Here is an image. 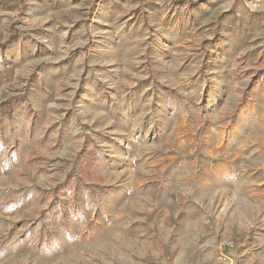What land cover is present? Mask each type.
<instances>
[{
    "label": "rangeland",
    "instance_id": "374dc122",
    "mask_svg": "<svg viewBox=\"0 0 264 264\" xmlns=\"http://www.w3.org/2000/svg\"><path fill=\"white\" fill-rule=\"evenodd\" d=\"M0 264H264V0H0Z\"/></svg>",
    "mask_w": 264,
    "mask_h": 264
},
{
    "label": "built area",
    "instance_id": "2783aa9c",
    "mask_svg": "<svg viewBox=\"0 0 264 264\" xmlns=\"http://www.w3.org/2000/svg\"><path fill=\"white\" fill-rule=\"evenodd\" d=\"M230 246L231 247L234 246V241L233 240H229V241L222 242L220 247L222 249L224 247L227 248V247H230Z\"/></svg>",
    "mask_w": 264,
    "mask_h": 264
}]
</instances>
